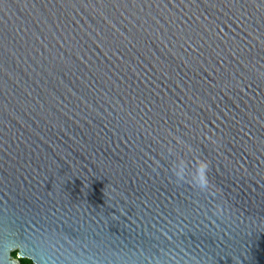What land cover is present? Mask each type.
<instances>
[{
    "label": "water",
    "instance_id": "95a60500",
    "mask_svg": "<svg viewBox=\"0 0 264 264\" xmlns=\"http://www.w3.org/2000/svg\"><path fill=\"white\" fill-rule=\"evenodd\" d=\"M21 258L264 264V0H0Z\"/></svg>",
    "mask_w": 264,
    "mask_h": 264
},
{
    "label": "trees",
    "instance_id": "16d2710c",
    "mask_svg": "<svg viewBox=\"0 0 264 264\" xmlns=\"http://www.w3.org/2000/svg\"><path fill=\"white\" fill-rule=\"evenodd\" d=\"M11 255H12V257H16L17 256V252L16 251H12ZM20 262H21V264H33V262L30 259H28V258H21Z\"/></svg>",
    "mask_w": 264,
    "mask_h": 264
}]
</instances>
